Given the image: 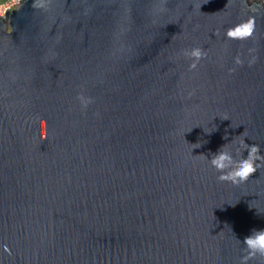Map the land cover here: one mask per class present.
Wrapping results in <instances>:
<instances>
[{
    "label": "water",
    "instance_id": "95a60500",
    "mask_svg": "<svg viewBox=\"0 0 264 264\" xmlns=\"http://www.w3.org/2000/svg\"><path fill=\"white\" fill-rule=\"evenodd\" d=\"M0 264H264V0L6 11Z\"/></svg>",
    "mask_w": 264,
    "mask_h": 264
},
{
    "label": "built area",
    "instance_id": "2783aa9c",
    "mask_svg": "<svg viewBox=\"0 0 264 264\" xmlns=\"http://www.w3.org/2000/svg\"><path fill=\"white\" fill-rule=\"evenodd\" d=\"M23 0H0V18H5V12H12L18 8Z\"/></svg>",
    "mask_w": 264,
    "mask_h": 264
},
{
    "label": "trees",
    "instance_id": "16d2710c",
    "mask_svg": "<svg viewBox=\"0 0 264 264\" xmlns=\"http://www.w3.org/2000/svg\"><path fill=\"white\" fill-rule=\"evenodd\" d=\"M258 1H260V0H258ZM261 1H263V0H261Z\"/></svg>",
    "mask_w": 264,
    "mask_h": 264
}]
</instances>
